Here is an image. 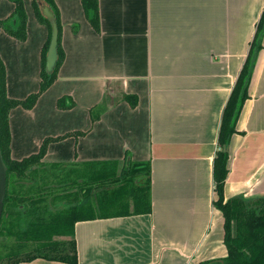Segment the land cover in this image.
Returning <instances> with one entry per match:
<instances>
[{"label": "crops", "instance_id": "1", "mask_svg": "<svg viewBox=\"0 0 264 264\" xmlns=\"http://www.w3.org/2000/svg\"><path fill=\"white\" fill-rule=\"evenodd\" d=\"M35 2L24 0L20 40L6 30L16 5L0 0L11 99L40 89L49 26ZM54 2L64 60L32 108L11 109V157L36 154L53 138L42 159L49 164L114 162L120 174L129 162H145L151 169V212L76 222L77 264L221 262L228 250L214 205V158L264 0H98V30L83 0ZM261 43L228 148L225 200L264 197V36Z\"/></svg>", "mask_w": 264, "mask_h": 264}, {"label": "trees", "instance_id": "2", "mask_svg": "<svg viewBox=\"0 0 264 264\" xmlns=\"http://www.w3.org/2000/svg\"><path fill=\"white\" fill-rule=\"evenodd\" d=\"M12 1L16 7L6 30L16 38L25 40L27 14L24 0ZM41 2L53 9L58 21L59 56L52 72L46 68L52 30L49 20L42 12ZM34 5L40 17L49 26L48 39L42 53L39 91L24 100L9 98L6 93L5 67L0 58V145L8 166L7 193L0 223V237L5 239L1 244L0 264H20L37 258L77 264V242L74 233L76 222L151 212V169L145 162H129L120 174L118 165L114 162L49 164L42 159L53 138H46L36 154L22 160L11 157V109L20 104L32 108L40 95L56 80L65 56L61 47V25L54 0H36ZM83 5L93 27L98 30V0H83ZM263 36L264 9L256 26L249 55L224 108L218 150L214 158L213 174L217 193L214 205L224 216V243L228 255L221 262L208 261L200 264H264V197L248 198L239 195L228 200L224 197L229 172L228 148L232 135L237 132V122L244 103L249 97V81L257 53L262 48ZM126 97L132 106L136 105L135 96ZM67 180L74 184L76 180L79 181V187L73 195H78L81 200L68 209H50L52 200L57 199L63 192H69L64 186V181ZM51 185L55 190H50ZM64 235H70L71 238L68 236L64 240L55 239L56 236ZM31 243L34 246L29 248Z\"/></svg>", "mask_w": 264, "mask_h": 264}, {"label": "water", "instance_id": "3", "mask_svg": "<svg viewBox=\"0 0 264 264\" xmlns=\"http://www.w3.org/2000/svg\"><path fill=\"white\" fill-rule=\"evenodd\" d=\"M42 12L44 16L49 20L52 30L51 42L47 53L46 68L49 72L55 69L56 63L58 61V39H59V29L56 14L53 9L43 2ZM7 179H8V166L4 160L0 145V223L3 216L5 198L7 193ZM210 264V263H208Z\"/></svg>", "mask_w": 264, "mask_h": 264}, {"label": "rangeland", "instance_id": "4", "mask_svg": "<svg viewBox=\"0 0 264 264\" xmlns=\"http://www.w3.org/2000/svg\"><path fill=\"white\" fill-rule=\"evenodd\" d=\"M76 181L77 182L75 184L72 183V182H69L68 180L67 181H64V184H65L64 186L68 189L67 192L69 191L68 193H70V194H68L66 192L65 193L63 192L61 194V192H60L59 194H61V195L58 196L57 199H54V200L51 201L52 204L49 205V208L50 209H59V210L68 209L69 207L74 206L75 204H77L81 200V197H79L78 195H73V193L76 192L77 187H79V184H78L79 181L78 180H76ZM57 188H59V187H57ZM51 189L52 190L53 189L55 190V188H54L53 185L50 186V190ZM68 236L71 238L70 235H64V236H56L55 239L56 240L57 239L58 240H61V239L64 240ZM4 240H5L4 237L1 236L0 237V247H1L0 250H1V252H2V246H1V244L3 243ZM32 246H34L33 243L29 244V248H32Z\"/></svg>", "mask_w": 264, "mask_h": 264}]
</instances>
